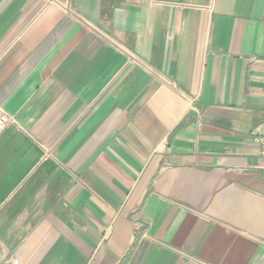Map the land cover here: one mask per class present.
<instances>
[{"label":"crops","instance_id":"crops-1","mask_svg":"<svg viewBox=\"0 0 264 264\" xmlns=\"http://www.w3.org/2000/svg\"><path fill=\"white\" fill-rule=\"evenodd\" d=\"M0 264H264V0H0Z\"/></svg>","mask_w":264,"mask_h":264},{"label":"built area","instance_id":"built-area-1","mask_svg":"<svg viewBox=\"0 0 264 264\" xmlns=\"http://www.w3.org/2000/svg\"><path fill=\"white\" fill-rule=\"evenodd\" d=\"M9 119L6 116H0V127L4 125L5 122H7ZM253 141L258 143L261 147L262 153H264V124L261 126L260 129H256L253 137Z\"/></svg>","mask_w":264,"mask_h":264}]
</instances>
